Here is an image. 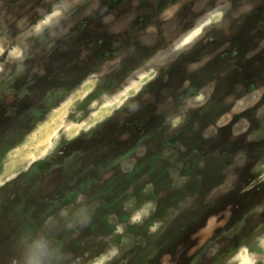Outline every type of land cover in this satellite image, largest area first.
<instances>
[{
	"label": "rangeland",
	"instance_id": "obj_1",
	"mask_svg": "<svg viewBox=\"0 0 264 264\" xmlns=\"http://www.w3.org/2000/svg\"><path fill=\"white\" fill-rule=\"evenodd\" d=\"M0 50V264H264V0H0Z\"/></svg>",
	"mask_w": 264,
	"mask_h": 264
},
{
	"label": "snow or ice",
	"instance_id": "obj_2",
	"mask_svg": "<svg viewBox=\"0 0 264 264\" xmlns=\"http://www.w3.org/2000/svg\"><path fill=\"white\" fill-rule=\"evenodd\" d=\"M37 30H39V26H38ZM199 31H200V29H197V32L193 33L192 35L195 36ZM191 39H192V37H189V40H191ZM185 43H187V41H185ZM0 51H2V50H0ZM133 219H139V217L137 216V217H134Z\"/></svg>",
	"mask_w": 264,
	"mask_h": 264
},
{
	"label": "trees",
	"instance_id": "obj_3",
	"mask_svg": "<svg viewBox=\"0 0 264 264\" xmlns=\"http://www.w3.org/2000/svg\"><path fill=\"white\" fill-rule=\"evenodd\" d=\"M38 121V119L34 120L33 123H36Z\"/></svg>",
	"mask_w": 264,
	"mask_h": 264
}]
</instances>
